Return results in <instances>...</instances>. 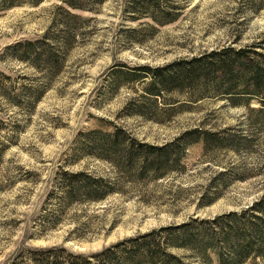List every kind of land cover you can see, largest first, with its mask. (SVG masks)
<instances>
[{"label": "rangeland", "instance_id": "obj_1", "mask_svg": "<svg viewBox=\"0 0 264 264\" xmlns=\"http://www.w3.org/2000/svg\"><path fill=\"white\" fill-rule=\"evenodd\" d=\"M59 3L44 0L0 11V72L10 75V80L0 76L1 82L39 85V72L4 48L59 28L65 21L56 8ZM86 4L94 11H77L88 20L70 22L79 35L33 107L25 109L24 102L15 105L0 94V147L11 141L0 151V264L22 244L98 251L136 232L181 221L188 213L212 216L239 210L264 195V89L254 88L251 80L247 85L235 79L222 82L213 68L219 59L214 52L225 48L220 58L244 49L246 66L263 59L264 0H155L150 7L144 0H87ZM133 5H139V14ZM149 13L160 18L154 20ZM174 15L173 21L166 20ZM202 55L213 71L208 80L162 89L159 95L147 92L152 74L124 78L113 73L117 66L132 70L177 63L171 72L181 68L182 60ZM101 118L157 145L191 129L210 132V142L204 148L202 142L192 143L197 133L190 134L178 151L184 170L70 208L54 230L26 238L40 229L35 214L41 210L49 180L61 168L114 175L88 145L79 148L82 132L107 127ZM220 172L226 182L210 205L196 209L194 200L166 203L181 187L189 188L190 197L216 187ZM77 223L85 225L78 238ZM210 264H217L216 259ZM243 264H264V257Z\"/></svg>", "mask_w": 264, "mask_h": 264}, {"label": "trees", "instance_id": "obj_2", "mask_svg": "<svg viewBox=\"0 0 264 264\" xmlns=\"http://www.w3.org/2000/svg\"><path fill=\"white\" fill-rule=\"evenodd\" d=\"M43 1L0 0V11L21 5L35 6ZM86 1L60 0L56 8L65 21L59 28L19 39L4 48L11 57L38 71L40 80L39 85L36 83L18 86L13 82L0 81L2 96L15 105L24 102L21 106L25 109L33 107L41 98L49 87L51 78L61 70L64 52L79 35L70 22L88 20L77 11H94ZM144 1L147 2L145 7H150L155 0ZM132 8L139 14V5H133ZM166 14L170 13H164L162 16ZM149 16L154 20L160 18L154 13H149ZM174 18L175 15L166 20L170 22ZM225 51L226 48L220 52ZM220 52H214L219 59L214 62L216 65H213L214 70L218 71L220 81L230 82L235 79L247 85L251 80L254 88L264 89V55L261 61H254L250 66H246L242 61L244 49L228 52L224 59L220 58ZM228 57H231L230 60ZM182 63L181 68L171 72L169 69L177 63L158 67L139 65L132 70L117 66L113 73L122 74L124 78L129 75L134 78L136 74H142V77L152 74V80L147 87V92L151 95H159L162 89L169 90L177 85V88H181L184 84L188 86L204 82L213 74L208 66L210 61L207 56L184 59ZM0 76L10 80V75L0 72ZM20 77L26 78L25 75ZM101 120L107 127L82 132L79 148L83 149L88 145L93 156L106 160L114 175L61 168L59 174L49 180V188L40 205L41 210L35 214L36 224L38 222L40 229L28 233L26 238L43 236L47 231L54 230L70 208L99 202L113 193L123 192L125 186H139V183L144 185L148 181L155 183L159 179H165L174 170H184L186 166L180 162L178 151L190 134L197 133V136L192 138V143L202 142L204 148L210 142V132L191 129L184 131L174 140L157 145L137 139L124 128L112 125L110 120ZM10 142L1 145L0 151ZM218 175L219 181L214 188L208 186L199 195L190 197L187 193L189 188L181 187L172 191L171 200L164 201L173 206L194 200L196 209L210 205L220 197L221 186L226 182L222 172ZM194 213H188L181 221L123 237L93 252L75 251L64 244H22L2 264H210L213 259H216L217 264H243L249 258L264 257V195L250 206L239 210H229L212 216H194ZM79 216L77 214L74 219ZM77 225L78 238L84 235L85 225ZM69 238L74 237L70 235Z\"/></svg>", "mask_w": 264, "mask_h": 264}]
</instances>
